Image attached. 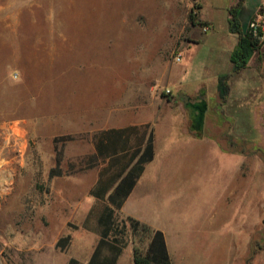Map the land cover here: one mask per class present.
Masks as SVG:
<instances>
[{
    "label": "rangeland",
    "instance_id": "obj_1",
    "mask_svg": "<svg viewBox=\"0 0 264 264\" xmlns=\"http://www.w3.org/2000/svg\"><path fill=\"white\" fill-rule=\"evenodd\" d=\"M229 1L0 0V264H87L106 202L90 196L91 157L108 118L153 123L171 180L127 213L167 234L173 264H264V43L232 74ZM246 1L240 16L258 12L264 32V7ZM167 88L182 103L204 93V140H183L180 108L154 102ZM56 147L63 175L49 179Z\"/></svg>",
    "mask_w": 264,
    "mask_h": 264
},
{
    "label": "trees",
    "instance_id": "obj_2",
    "mask_svg": "<svg viewBox=\"0 0 264 264\" xmlns=\"http://www.w3.org/2000/svg\"><path fill=\"white\" fill-rule=\"evenodd\" d=\"M243 2L244 0H238L236 4L228 9L229 31L238 37V42L230 55L232 74L234 75L247 69L252 57L260 52L264 43V32L262 30L254 29L251 26H249L248 30H244L240 20ZM199 9H201V6ZM195 17V14H191V21L195 22ZM230 76V74L222 76L218 84L219 95L224 101L230 90L227 83ZM135 128L128 127L113 130V132L121 135L123 133H132V131L136 130ZM145 128H149V126ZM148 130L144 129L143 134H147ZM96 150L97 156H93V159H104L106 156H110L111 159L108 168L100 175L97 186L92 190V196L98 200H107L109 206L105 208L99 217L98 223L101 227L100 240L88 264H117L120 255L128 245L126 240L128 232H130L134 240L138 239L140 243L146 241L144 249L134 248V264H172L166 238L162 231L153 229L131 216L120 219L118 213L143 173L145 165L154 159L153 131H150L144 147L137 148L132 154L129 163L119 154L121 150L117 141H114L107 148L98 144ZM56 152V163L49 172V179L63 175V153L57 147ZM134 161L135 163L129 168ZM108 193L109 195L106 197ZM67 241L68 238H62L58 241L57 246H61L62 243H67ZM68 264H79V262L71 258Z\"/></svg>",
    "mask_w": 264,
    "mask_h": 264
},
{
    "label": "crops",
    "instance_id": "obj_3",
    "mask_svg": "<svg viewBox=\"0 0 264 264\" xmlns=\"http://www.w3.org/2000/svg\"><path fill=\"white\" fill-rule=\"evenodd\" d=\"M231 1L232 0H230L229 2L231 3ZM200 2L202 4V0H200ZM235 2H236V0H235ZM246 2L247 1L244 0L242 11L245 8ZM259 2H260V5H261L260 8H259V10H260L262 7H264V0H259ZM230 3L228 5H231V6L234 5V2H233V4H230ZM257 15H258V12L253 17L249 16L247 18L246 17L242 18L240 16V20H241L243 28L245 29L248 21H249V24H251L252 20ZM226 21H227V25H228V15H227ZM205 22L208 23V26L206 27L207 32H208L212 28L213 23L208 22V21H205ZM228 31H229V25H228ZM229 33H230V31H229ZM231 35H232V39H233L232 40L233 42H231V49L233 51L234 47L236 46V44L238 42V37L236 35H234V34H231ZM232 51H231V53H232ZM243 72H241V73H243ZM167 89H170V88H167ZM169 96H170L169 98H162L161 101H154V102H157L159 106L170 105L171 107H179L180 108V110L177 113L180 115L181 121H182V127L180 129L181 132L183 133L182 139L185 140L186 136H187L189 138L188 140H190V139L204 140L203 136H202V138H198L197 136H195V138H194L193 135H192L193 132H192V129H191V126H190L191 124H190L189 109H188V104H189L190 101H188L186 103H182V102L177 101L176 100L177 97L174 96L172 90H171V94ZM147 108H148V110L151 109V107H149V106H147L146 109ZM112 122H113L112 118L106 119V125H110V127L106 126L105 129H102L101 131H99V133H98L99 135L96 138L95 143H94V150L95 151H94L92 156H95V157L97 156L96 148H97L98 144L103 146V147H105V148H107L108 146L112 145V143L114 141H117V143L120 146V150H121L119 152V154L121 156H123L125 161H127L129 163V161L131 160L132 154L137 150V148H140V147L143 148L144 147V145L146 144L147 139L149 137L150 131L151 130L153 131V134H154V149H155L154 159L151 162H149V163H147L145 165L143 173L141 174L140 178L137 180L132 192L130 193V195L126 199L122 209L118 212V213L124 215L125 218L131 216V217H134V218L140 220L141 222L147 224V222H144V220H142L141 218L139 219L136 215L131 214V213H127V207L132 202V200H133V198H134V196H135V194L137 192H139L142 188L148 187L150 185L151 186H156L157 189H156V191H154L153 194L141 195L140 197L142 198V201H144L143 199H147L148 197L150 198V197H154V196L155 197L161 196L165 186L162 185V184H159V183L161 181H164V179L166 180V178H168V180L169 179L171 180V176L163 174L162 173V169L159 168L160 167V163H159L158 156H157V135H156V130L153 127V123L150 124L151 121L148 118H147V120H144L142 123H135V124H131L129 126H118V125L113 126ZM142 125H144V126L141 128ZM147 125L149 126V128H145ZM128 127H136L135 128L136 130L132 131V133L131 132L123 133L121 135L117 134L116 132H113V130H120V129H125V128H128ZM144 129H149L147 134H145V133L143 134ZM213 145H214V147H216L218 144L213 143ZM110 159H111L110 156H106L104 159L103 158H99L97 160H95V159H93L91 157V162L92 161L95 162L96 163L95 166L99 165V167H100V170L98 172L96 181H95V183L93 184V186L90 189V196L93 197V198H95V197L92 196V190H94L95 187L97 186V184L99 182V179H100V175L102 174V172L108 168V164L110 162ZM135 161L130 164L129 168L135 163ZM106 177H109V176H106ZM108 195H109V193L106 195V197ZM95 199L98 200L97 198H95ZM102 201H106V202H105V206L102 208L100 213H102L105 210V208L107 206H109L107 200H102ZM147 225H149L153 229L162 231L157 226H154V225L149 224V223ZM163 233H164L165 238H166L167 234L165 232H163ZM166 242H167V240H166ZM97 244H98V242H97ZM97 244H96V246H97ZM96 246L92 249V254L90 255L89 259L87 260V264H88L91 256L93 255V252H94ZM167 246H168V243H167ZM168 250H169V247H168ZM133 252H134L133 246H131L129 248L126 247L123 250L122 254L120 255L117 264H122L124 262V260H125L124 259V255L126 253H128V255H126V257H127V260L129 261V264H134ZM169 253H170V250H169ZM170 256H171V253H170ZM74 259H76V258H74ZM77 261L79 262V260H77Z\"/></svg>",
    "mask_w": 264,
    "mask_h": 264
},
{
    "label": "flooded vegetation",
    "instance_id": "obj_4",
    "mask_svg": "<svg viewBox=\"0 0 264 264\" xmlns=\"http://www.w3.org/2000/svg\"><path fill=\"white\" fill-rule=\"evenodd\" d=\"M188 109H189L191 128L195 124L194 121H198L200 118H202L204 122L205 112L207 109V104L204 99V94L200 93L195 100L190 99V102L188 104Z\"/></svg>",
    "mask_w": 264,
    "mask_h": 264
},
{
    "label": "water",
    "instance_id": "obj_5",
    "mask_svg": "<svg viewBox=\"0 0 264 264\" xmlns=\"http://www.w3.org/2000/svg\"><path fill=\"white\" fill-rule=\"evenodd\" d=\"M202 94H204V93H202ZM195 122V124H194V126H192V132L193 133H196V136L198 137V138H202V136H203V127H204V122H203V120H202V118H200L198 121H194Z\"/></svg>",
    "mask_w": 264,
    "mask_h": 264
},
{
    "label": "built area",
    "instance_id": "obj_6",
    "mask_svg": "<svg viewBox=\"0 0 264 264\" xmlns=\"http://www.w3.org/2000/svg\"><path fill=\"white\" fill-rule=\"evenodd\" d=\"M250 26L252 28L256 29V25L254 23H251ZM181 60H182V56L181 55H178L177 61L180 62ZM164 93L169 96L171 94V90L170 89H165L164 90Z\"/></svg>",
    "mask_w": 264,
    "mask_h": 264
}]
</instances>
